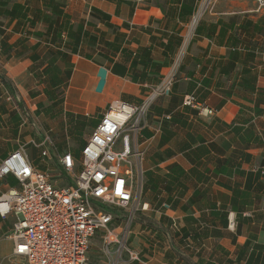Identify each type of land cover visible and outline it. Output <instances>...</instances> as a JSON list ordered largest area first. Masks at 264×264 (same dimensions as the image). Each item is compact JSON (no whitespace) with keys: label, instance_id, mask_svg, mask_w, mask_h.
I'll list each match as a JSON object with an SVG mask.
<instances>
[{"label":"crops","instance_id":"obj_1","mask_svg":"<svg viewBox=\"0 0 264 264\" xmlns=\"http://www.w3.org/2000/svg\"><path fill=\"white\" fill-rule=\"evenodd\" d=\"M197 2L0 0V162L50 135L45 161L28 157L53 180L65 176L59 157L81 155L110 102L141 104L176 72L142 131L149 209L130 233L139 258L125 264H264V6L218 0L179 56ZM10 187L14 176L0 179V193ZM14 222L0 216V264L18 262Z\"/></svg>","mask_w":264,"mask_h":264},{"label":"built area","instance_id":"obj_2","mask_svg":"<svg viewBox=\"0 0 264 264\" xmlns=\"http://www.w3.org/2000/svg\"><path fill=\"white\" fill-rule=\"evenodd\" d=\"M216 1L198 0L179 56ZM257 1L264 6V0ZM175 79L174 70L166 74L141 104L110 102L81 148V155L76 157L68 151L59 157L58 176L70 180L64 186L53 180L51 172L32 164L26 145L0 162V179L12 175L19 182V187L0 193V216L15 217L9 235L18 259L14 264H88V253L97 235L105 264H125L127 254L130 259L139 258L129 246V239L138 212L149 209L143 203L146 177L142 131L152 102L169 94ZM184 102L201 113L207 110L193 95H186ZM29 118L27 113L23 122L28 123ZM31 144L41 147L54 142L46 135L43 141L34 139ZM228 220L229 229L234 230L233 212Z\"/></svg>","mask_w":264,"mask_h":264},{"label":"rangeland","instance_id":"obj_3","mask_svg":"<svg viewBox=\"0 0 264 264\" xmlns=\"http://www.w3.org/2000/svg\"><path fill=\"white\" fill-rule=\"evenodd\" d=\"M215 3H214V5H215ZM55 95L56 96H60V93H58V94L55 93ZM79 135H81V134H79ZM61 138L64 139L65 135H63V137H60L59 139H56V138L55 139L56 140H60ZM75 146H76V144H74V142L72 141V138H71V140H70V148L73 150ZM79 147H80V144L77 145L76 148L79 149ZM26 151H28L29 156L31 157V159H33V160L36 159L37 162L40 161L41 163H43L45 161V157H43V154H42L43 151H41V149L39 147H37L36 145L28 144L27 148H26ZM50 154H51L52 157L50 158V160L49 159L48 160L46 159V160L49 161L48 163H49V165L51 167H54L53 164L55 162V156L52 155L51 152H50ZM54 173H57V172L55 171ZM54 180H57V182L60 185H65L67 182L70 181L68 179V177H66V176H61V177L55 176ZM100 240H101V238H99V236L97 235L94 238V240L92 241V245H91V248H90L89 253H88L89 254L88 264H102L104 257H103V254L101 253V249H100V245H101Z\"/></svg>","mask_w":264,"mask_h":264},{"label":"water","instance_id":"obj_4","mask_svg":"<svg viewBox=\"0 0 264 264\" xmlns=\"http://www.w3.org/2000/svg\"><path fill=\"white\" fill-rule=\"evenodd\" d=\"M98 75L100 76V80L96 86V90L98 92H102L107 81V70L104 67H101L99 69Z\"/></svg>","mask_w":264,"mask_h":264}]
</instances>
